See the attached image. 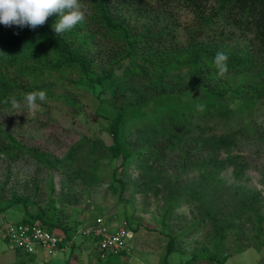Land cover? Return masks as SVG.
I'll use <instances>...</instances> for the list:
<instances>
[{
	"label": "trees",
	"instance_id": "obj_1",
	"mask_svg": "<svg viewBox=\"0 0 264 264\" xmlns=\"http://www.w3.org/2000/svg\"><path fill=\"white\" fill-rule=\"evenodd\" d=\"M80 2L87 9L85 20L61 36L52 27L58 14L49 16L47 22L35 30L0 24V105L9 106L13 99H21L33 90L24 78L78 75L96 90V112L105 119L112 139L109 145L101 143L112 157L120 159L114 170L127 165L139 170L133 192L147 193L155 188L160 174L157 165L166 163L168 153L177 150L176 157L169 161L176 170L173 186L178 192L167 199L163 219L183 202L192 204L200 200V203L204 200L208 203L206 213L211 218V197L215 184L221 182L220 172L228 166L239 170L247 166L246 158L237 150L254 131L251 110L264 98V0ZM178 10L189 12L194 23L192 28L186 29L185 36L189 40L184 44L179 43L173 24ZM128 15L132 20L142 21L141 27L130 25ZM100 39L118 42L120 46L111 49L115 54L114 65L96 72L94 54L99 49L93 47ZM217 52L229 57L228 72L224 76L218 75L213 62ZM111 60L112 55H109L107 61ZM232 73L243 77L234 83ZM135 75L143 79V86L135 90L131 99L124 100L118 107L108 104L106 101L113 99L107 81L126 80ZM101 104L109 105L111 111L100 108ZM218 118L226 127L219 134L208 124ZM133 130L137 133L135 137ZM96 144L92 142L93 147ZM82 145L83 140L79 139L57 157L38 147L25 146L0 125V154L10 158L28 155L37 166L47 168L52 176L57 174L58 178H63L60 185L56 178L50 185L52 196L48 207L53 210L51 215L46 207L37 205L27 196L13 193L9 203L24 207L17 221L45 227L58 237L59 246L70 241L71 236L68 227L55 220V200L71 198L69 192L73 190L66 182L77 176L87 186L91 185V177L97 180L93 166H88L89 177L73 165ZM191 173H198V177L189 176ZM184 176H188L187 179ZM115 179L122 192L123 179L120 176ZM5 208L0 206V214ZM242 214L244 210L239 208L231 221L214 226L212 255L199 252L192 258L224 264L228 255L223 254L220 242L225 232H220L218 227L226 230ZM206 221L204 215L198 223L203 225ZM55 229H61L65 237H60ZM14 249L16 255L26 256L35 264L34 254ZM175 249L174 239L169 236L158 264H169L168 255ZM111 255L105 259L98 257L97 263L112 264L108 260ZM13 264L20 263L15 260Z\"/></svg>",
	"mask_w": 264,
	"mask_h": 264
},
{
	"label": "rangeland",
	"instance_id": "obj_2",
	"mask_svg": "<svg viewBox=\"0 0 264 264\" xmlns=\"http://www.w3.org/2000/svg\"><path fill=\"white\" fill-rule=\"evenodd\" d=\"M128 18L130 25L141 27L142 21H136L135 18L133 21L129 15ZM174 20L179 43L184 44L189 40L185 36L186 29L194 26L192 15L178 10ZM118 46L120 44L112 40L100 39L95 43L93 49H99L94 54L93 68L96 72L114 63L115 54L111 49ZM109 55H112L110 63L107 61ZM115 75L119 77L117 71ZM241 75L232 73L233 82L241 80ZM116 78L107 81L113 100L108 99L106 102L117 104L118 107L143 86V79L136 75L126 80ZM24 79L33 89L30 92L43 90L47 93V99L44 102L37 100L34 108L27 105L24 96L16 100L20 105L18 108L12 104L0 105L1 127L25 146L38 147L57 157H61L70 145L82 139L83 145L78 149L73 165L84 171L85 176L89 174L88 166H93L94 175L97 176V180H94L89 174L90 186L85 185V181L78 176L70 182L65 179L64 182L69 183L73 191L69 192L71 198L68 200H55V220L68 227L71 239L64 241L54 253L43 250L41 259L40 255L34 254L35 264H98L95 242L91 236L84 234L88 225L98 216L106 217L113 223L126 221L132 233L125 252L108 258L112 264H158L165 253L169 236L173 237L176 247L168 255L169 264H217L206 258L192 256L199 252L213 254L214 226L232 220L239 208H243L244 214L235 219L229 228L223 230L218 227L220 232H225L220 242L223 254L228 255L224 264H264V98L251 110L254 131L241 142L240 150H237L246 158L247 166L243 170L228 166L220 172L221 182L215 184V193L211 197V218L206 213L208 203L205 200L200 203V200L192 204L183 202L163 219L167 199L173 192H178L177 187L175 189L173 186L176 170L169 161L176 157L177 150L168 153L166 163L157 165L161 174L158 185L151 188L150 192L134 193L133 182L139 170L132 165L114 170L120 159L112 157L101 143L109 145L112 139L105 119L96 112V90L74 73L61 77ZM114 99L118 101L114 102ZM108 106L101 104L100 108L110 112L111 107ZM218 119L208 124L219 134L226 127L222 119ZM136 134L133 130L132 136ZM93 141L97 143L96 147L92 146ZM53 175L47 168L37 166L28 155L10 158L0 154V206H6L1 214L12 221L21 218L23 205H9L12 194L16 193L46 207L51 215L53 210L48 207L52 196L50 185L53 178L57 179L59 185V181H63L57 174ZM117 176L124 182L122 192L115 179ZM189 176L198 177V173ZM155 190L159 192L155 193ZM204 215L207 221L203 225L199 224ZM55 231L60 237H65L61 229ZM15 260L20 264H33L26 256L16 255L13 245L0 238V264H13Z\"/></svg>",
	"mask_w": 264,
	"mask_h": 264
},
{
	"label": "clouds",
	"instance_id": "obj_3",
	"mask_svg": "<svg viewBox=\"0 0 264 264\" xmlns=\"http://www.w3.org/2000/svg\"><path fill=\"white\" fill-rule=\"evenodd\" d=\"M87 9L80 0H0V24L5 27H27L35 30L43 26L49 16L58 14V20L53 24V30L61 36L70 31L86 18ZM229 57L224 52H217L214 65L218 75L224 76L228 72ZM24 101L30 108L36 107V101H46L47 93L43 90L24 94ZM13 107L18 108L19 102L12 100ZM199 110H203L200 106Z\"/></svg>",
	"mask_w": 264,
	"mask_h": 264
},
{
	"label": "built area",
	"instance_id": "obj_4",
	"mask_svg": "<svg viewBox=\"0 0 264 264\" xmlns=\"http://www.w3.org/2000/svg\"><path fill=\"white\" fill-rule=\"evenodd\" d=\"M84 234L93 238L101 259L125 250L132 236L126 221L113 223L103 216L96 217ZM0 238L10 242L14 248L35 255L43 253V250L54 253L62 247L59 246L58 237L45 227L36 223L12 221L4 214H0Z\"/></svg>",
	"mask_w": 264,
	"mask_h": 264
},
{
	"label": "crops",
	"instance_id": "obj_5",
	"mask_svg": "<svg viewBox=\"0 0 264 264\" xmlns=\"http://www.w3.org/2000/svg\"><path fill=\"white\" fill-rule=\"evenodd\" d=\"M42 254H43V253H39V254H38V255H40V257H39L40 259L42 258V257H41V256H42ZM38 264H39V263H38Z\"/></svg>",
	"mask_w": 264,
	"mask_h": 264
}]
</instances>
